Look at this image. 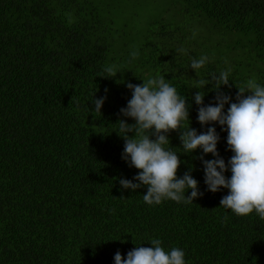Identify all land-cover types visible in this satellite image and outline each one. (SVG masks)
Segmentation results:
<instances>
[{"label":"trees","instance_id":"trees-1","mask_svg":"<svg viewBox=\"0 0 264 264\" xmlns=\"http://www.w3.org/2000/svg\"><path fill=\"white\" fill-rule=\"evenodd\" d=\"M156 1L0 0V264H114L117 251L126 259L156 238L182 248L187 264H264V220L219 207L228 190H206L201 150L178 153V176L194 167L204 191L194 203L149 206L146 187L119 183L139 171L113 131L120 119L134 123L120 114L128 82L164 75L191 105L185 127L198 132L207 126L196 119L195 87L205 104L217 95L198 79L231 68L221 91L232 102L248 79L264 84V0H158L153 9ZM202 55L209 62L197 76L189 66ZM107 67L118 73L104 77ZM105 95L92 111L93 96ZM215 127L227 162V132ZM168 135L182 151L179 132Z\"/></svg>","mask_w":264,"mask_h":264},{"label":"clouds","instance_id":"clouds-1","mask_svg":"<svg viewBox=\"0 0 264 264\" xmlns=\"http://www.w3.org/2000/svg\"><path fill=\"white\" fill-rule=\"evenodd\" d=\"M179 54H187V49H175ZM139 56L138 50L130 52V57ZM209 62L207 55L199 59L192 58L190 68L198 76L199 70ZM114 77L118 72L113 67L104 70ZM231 68L222 70L211 79H198L197 85L204 89L211 84L217 95L215 103H204L206 93L200 89L192 98L198 106L197 121L207 130L198 132L190 124L189 108L186 98L177 88L165 79L164 75H148L141 79L142 84L127 83L131 99L126 107L120 109L123 117L132 118L134 123L118 120V128L113 130L125 141L121 158L139 171L132 179L118 178L123 190H136L146 187L144 202L149 206L159 205L166 200L176 203L191 204L204 195L199 182L192 175L190 167L183 176H178V168L184 161L178 153L191 155L201 150L200 159L204 171L206 190L216 193L227 189L228 194L220 200V206L230 210L236 216H247L255 213L264 220V84L256 78H250L244 88H239L232 102L230 94L221 91L222 86L230 87ZM108 89H105V93ZM248 92V95H244ZM107 96L95 98L94 112L101 113ZM227 111H225V106ZM221 131L227 132V146L233 155L226 162L220 155L217 145ZM179 132L182 151H174L170 144L169 133ZM133 133V135H129ZM176 148V147H175ZM211 154L213 159L205 157ZM231 172L228 177L225 173ZM190 191V195H186ZM151 247L136 246L123 258L120 251L114 255V264H187L186 253L180 247L165 250L158 238L150 241Z\"/></svg>","mask_w":264,"mask_h":264},{"label":"rangeland","instance_id":"rangeland-1","mask_svg":"<svg viewBox=\"0 0 264 264\" xmlns=\"http://www.w3.org/2000/svg\"><path fill=\"white\" fill-rule=\"evenodd\" d=\"M128 1H129V0H128ZM158 5L161 6V4H160V3L158 2V0H157L156 3H151V4H150V7H154L153 9H155V8H156V9H159ZM129 11H131L130 7H129ZM139 13L144 17V19H145V18L153 19L152 17H150V16H148L147 14H145L144 9H143V10H140Z\"/></svg>","mask_w":264,"mask_h":264}]
</instances>
